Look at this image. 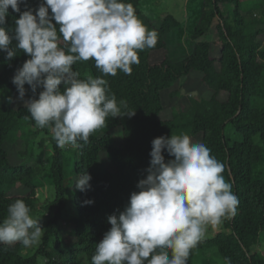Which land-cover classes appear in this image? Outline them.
<instances>
[{
  "label": "trees",
  "instance_id": "16d2710c",
  "mask_svg": "<svg viewBox=\"0 0 264 264\" xmlns=\"http://www.w3.org/2000/svg\"><path fill=\"white\" fill-rule=\"evenodd\" d=\"M245 1L203 0L192 50L180 59L171 55L167 38L181 21L166 15L156 30V46L138 53L140 63L132 66V73L105 77L117 100L127 101L124 111L135 115L109 117L79 148L57 147L50 131L31 119L25 102L38 98L42 87L33 93L26 84V95L17 104L0 100V221L17 199L25 201L31 213L37 211L39 187L49 184L54 192L39 205L50 214L40 242L28 248L0 244V264H91L96 245L111 228L108 217L125 209L131 193L139 191L138 182L146 178L153 139L180 133L205 143L225 165L223 174L239 201L236 214L222 218V230L198 242L188 264L206 246H217L227 264H264L256 249L264 232V178L255 177L254 171L264 157V107L253 104L264 86V15L253 13L249 19ZM42 2L26 0L21 12L27 8L35 13ZM129 2L139 16L141 0ZM19 15L9 8L5 27L10 35ZM214 26L221 40L217 54L213 42L199 40ZM6 55L0 51V87L19 97L13 77L30 57L19 52L8 60ZM73 68L81 78L101 75L92 60ZM194 72L201 74L209 96L197 99L176 89L164 98L165 90ZM164 155L166 161L173 158L166 150ZM86 169L91 187L80 191L75 183ZM71 208L74 214L67 216ZM63 221L70 223L71 232H63Z\"/></svg>",
  "mask_w": 264,
  "mask_h": 264
},
{
  "label": "clouds",
  "instance_id": "9594fccd",
  "mask_svg": "<svg viewBox=\"0 0 264 264\" xmlns=\"http://www.w3.org/2000/svg\"><path fill=\"white\" fill-rule=\"evenodd\" d=\"M22 3L26 0H0V51L8 60L19 52L30 57L12 82L21 100L26 84L33 93L43 88L25 106L36 126L50 131L57 147L79 148L109 117L135 115L124 111L127 101L117 100L105 78L118 71L130 75L140 63L138 53L157 44L158 33L143 23L133 3L43 0L35 13L27 8L21 12ZM9 8L20 14L14 35L5 27ZM89 60L101 75L81 78L73 66ZM165 150L172 159L165 160ZM150 156L139 191L131 193L119 215L108 217L111 228L96 245L91 264H188L207 228L236 214L239 201L223 174L225 165L205 143L193 142L187 133L157 137ZM91 179L86 169L78 174L76 188L88 190ZM42 235L41 221L25 201L8 206L0 221V244L28 248Z\"/></svg>",
  "mask_w": 264,
  "mask_h": 264
},
{
  "label": "rangeland",
  "instance_id": "374dc122",
  "mask_svg": "<svg viewBox=\"0 0 264 264\" xmlns=\"http://www.w3.org/2000/svg\"><path fill=\"white\" fill-rule=\"evenodd\" d=\"M202 6L203 0H141L139 17L150 30L155 31L160 27L164 17L168 14H172L180 19V26L169 33L167 38L171 55L175 59H180L189 54L192 50L194 42L192 39V33L201 16ZM230 6L232 5H229V8ZM222 7L224 8V5H222ZM244 13L249 19L252 18L253 13H257V17L263 16L264 4L259 0H246L244 3ZM199 40L213 42L215 48L218 49L217 52H215L216 54L221 47V40L216 26ZM200 77L201 74L199 72H194L189 76L182 77L172 85L171 89L163 92L164 98L168 99L170 97V92L176 89H178L182 95H191L197 99H200L203 96H209L210 93L209 91H206V87L202 84ZM9 98H11V103L17 104L21 102L18 96H12V92L8 88L0 87V100L10 102ZM253 104L258 107H264V86L260 96L254 100ZM168 110L170 112L171 107H169ZM256 139L259 141V137ZM46 151L50 152L51 149L46 148ZM66 155L70 156L68 153ZM254 171L255 177L264 178V157L254 166ZM53 194V189L49 184L47 186L39 187V205H42L48 197H53ZM39 205L36 207L37 211L34 210L31 214L34 218L41 221V225H44L50 217V214L42 211V208L39 207ZM72 214H74V210L71 208L67 216ZM62 228L64 233H69L73 230L70 223H65L64 221L62 222ZM221 230V222L214 227L209 226L203 238L213 236ZM261 240L262 241L256 249L264 257V232L261 233ZM65 241L68 242L67 236H65ZM25 253L28 254L29 249L26 250ZM81 261L83 262L84 258H81ZM193 261L192 264H227L218 251L217 246H206L204 249L198 250Z\"/></svg>",
  "mask_w": 264,
  "mask_h": 264
}]
</instances>
